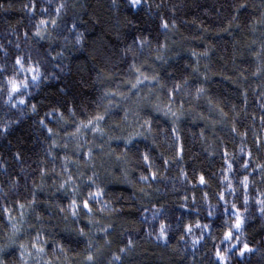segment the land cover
<instances>
[{"label":"trees","instance_id":"16d2710c","mask_svg":"<svg viewBox=\"0 0 264 264\" xmlns=\"http://www.w3.org/2000/svg\"><path fill=\"white\" fill-rule=\"evenodd\" d=\"M0 264H264V0H0Z\"/></svg>","mask_w":264,"mask_h":264},{"label":"snow or ice","instance_id":"6c2138e0","mask_svg":"<svg viewBox=\"0 0 264 264\" xmlns=\"http://www.w3.org/2000/svg\"><path fill=\"white\" fill-rule=\"evenodd\" d=\"M131 3L133 4V6H136V5H139V4L141 3V0H131ZM163 27L167 28L168 25L165 23V24L163 25ZM17 63H19V61H18ZM134 87H135V85H134ZM16 90H17L16 86L13 85V91H16ZM98 119H102V117H100V118H98ZM145 159H147V157H145ZM145 179H146V177H145ZM200 182H201V183H204V178H203V177H201V181H200ZM95 195H98V194H95ZM93 198H94V197H93ZM84 207H85V208H88V204H87V202L84 203ZM75 214H76V213L74 212L73 215H75ZM241 223H242V221H240L239 218H238V219H237V223L234 225V227H235L237 230H239V228H240V226H241ZM231 238H232V233H231V232L227 233L226 236H225V239H226V240H230ZM245 250H248V249H247V246H245ZM218 255H219V254H218ZM220 258H222V257H220ZM88 259L91 260L92 257H88Z\"/></svg>","mask_w":264,"mask_h":264}]
</instances>
